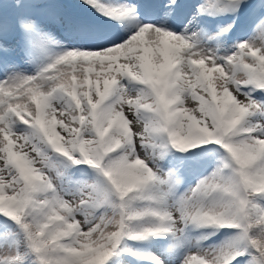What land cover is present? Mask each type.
<instances>
[{"label": "snow or ice", "instance_id": "6c2138e0", "mask_svg": "<svg viewBox=\"0 0 264 264\" xmlns=\"http://www.w3.org/2000/svg\"><path fill=\"white\" fill-rule=\"evenodd\" d=\"M0 264H264V0H0Z\"/></svg>", "mask_w": 264, "mask_h": 264}]
</instances>
